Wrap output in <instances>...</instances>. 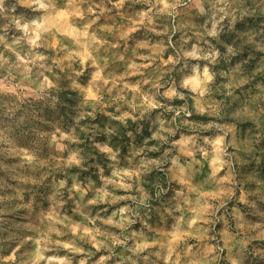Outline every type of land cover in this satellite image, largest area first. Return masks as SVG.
<instances>
[{
    "label": "rangeland",
    "instance_id": "obj_1",
    "mask_svg": "<svg viewBox=\"0 0 264 264\" xmlns=\"http://www.w3.org/2000/svg\"><path fill=\"white\" fill-rule=\"evenodd\" d=\"M0 264H264V0H0Z\"/></svg>",
    "mask_w": 264,
    "mask_h": 264
}]
</instances>
